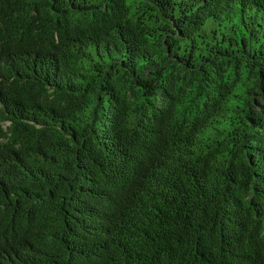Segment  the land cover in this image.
<instances>
[{
	"label": "trees",
	"instance_id": "16d2710c",
	"mask_svg": "<svg viewBox=\"0 0 264 264\" xmlns=\"http://www.w3.org/2000/svg\"><path fill=\"white\" fill-rule=\"evenodd\" d=\"M0 264H264V0H0Z\"/></svg>",
	"mask_w": 264,
	"mask_h": 264
}]
</instances>
